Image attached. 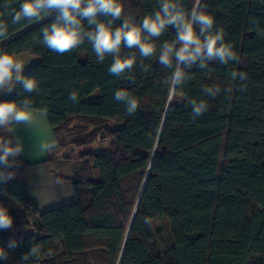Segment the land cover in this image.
Segmentation results:
<instances>
[{"label": "trees", "instance_id": "16d2710c", "mask_svg": "<svg viewBox=\"0 0 264 264\" xmlns=\"http://www.w3.org/2000/svg\"><path fill=\"white\" fill-rule=\"evenodd\" d=\"M21 2L0 0V20L8 24L0 52L37 57L23 74L37 86L29 93L17 83L0 100L27 99L46 110L61 148L98 142L109 150L81 154L79 170L60 176L73 184L76 201L40 214L27 190L31 164L21 159L4 169L15 173L0 188L14 225L0 231L8 256L0 264H264V0H199L214 17L209 32L222 30L219 43L235 53L226 62L201 54L190 63L177 64L173 55L170 65L161 64L163 45L176 39L167 25L160 36L142 34L156 45L152 56L122 41L118 55L135 62L119 74L109 71L117 54L101 58L87 35L68 52L46 46L42 29L58 12L13 24ZM163 2L120 0L113 29L125 20L140 25ZM173 2L187 12L194 0ZM177 70L183 78L172 91ZM120 91L137 99L135 112H128L127 98H116ZM21 229L32 233L17 236Z\"/></svg>", "mask_w": 264, "mask_h": 264}, {"label": "clouds", "instance_id": "9594fccd", "mask_svg": "<svg viewBox=\"0 0 264 264\" xmlns=\"http://www.w3.org/2000/svg\"><path fill=\"white\" fill-rule=\"evenodd\" d=\"M53 11L58 12L55 21L50 27L42 29L46 46L59 53L68 52L82 43L84 36L87 35L96 54L101 58L108 53L117 54L109 68L114 74L131 68L135 62L134 57L121 58L118 55L122 41L129 48L138 46L142 56H152L156 45L142 34L146 31L149 37L160 36L167 25L174 26L177 31L176 39L172 43L166 42L163 45V51L159 56V61L163 65H170L173 55L177 64L181 61L193 62L201 54L211 59L219 57L222 62L235 56L230 45L219 43L223 40L222 30L216 33L209 32L214 25V17L203 10L199 0H194L191 10L187 12L179 8L173 0H164L160 11L154 16L146 15L140 25H130L129 21L125 20L115 29L112 23L120 18L123 12L120 0H22L19 10L12 17V23L18 24L22 19L38 20L42 15H49ZM101 14L111 17V20L107 23L98 22L97 17ZM84 20H87L88 25H95L94 31H84ZM196 26L199 27V33ZM7 32L8 24L0 20V38L6 37ZM176 43L181 45L178 50L175 49ZM23 68L22 61L8 52H0V96L11 94L16 89L17 83L22 85L25 92L30 93L36 88L37 81L34 78L24 77ZM235 75L234 72L233 76ZM182 78L180 70L173 73L170 84L172 91H175L176 84L182 82ZM116 98L128 99L129 113L135 112L139 106L137 99L129 97L127 92H117ZM204 106L203 103L197 104L195 112L200 113ZM41 116L46 117L47 111L34 110L33 102L30 100H0V182L14 178V172H5L4 169L12 167L16 163L14 158L24 152V146L19 138L13 143L17 129L23 125L39 132L47 126V122H40ZM58 146V141L52 135L44 137L38 144L40 152H52ZM13 225L14 217L8 207L0 203V231L13 229ZM15 246L14 240L9 243L10 248ZM36 251L35 247L31 249V253ZM29 254H25L23 259L27 260ZM7 258L4 248L0 247V259Z\"/></svg>", "mask_w": 264, "mask_h": 264}, {"label": "crops", "instance_id": "0c3cea01", "mask_svg": "<svg viewBox=\"0 0 264 264\" xmlns=\"http://www.w3.org/2000/svg\"><path fill=\"white\" fill-rule=\"evenodd\" d=\"M2 44L0 43V46ZM25 54L27 53H23L20 56H24L22 58H29L28 63L31 65L36 59L25 57L28 55L33 56L29 53L28 55ZM14 58H18V56H14ZM34 110L40 111L38 109ZM40 122H47V126L39 130V132H35L34 128L21 125L17 129L16 136L13 138V143L16 142V138H19L24 146V152L16 156L14 158L15 161L23 159L31 164L26 170L27 190L29 197L35 201L37 213L39 214L76 201V191L73 184L68 180L62 179L60 176H72L80 168V166L73 168L70 165L73 161L62 156L61 151L64 148H61L60 145L52 152L39 151V142L48 135L54 136L59 144V139L48 117L41 116ZM9 135L12 134L9 133ZM4 184L5 182H0V188ZM31 233V229H21L17 231L16 235L26 236Z\"/></svg>", "mask_w": 264, "mask_h": 264}, {"label": "rangeland", "instance_id": "374dc122", "mask_svg": "<svg viewBox=\"0 0 264 264\" xmlns=\"http://www.w3.org/2000/svg\"><path fill=\"white\" fill-rule=\"evenodd\" d=\"M21 54H18L16 56H18V58H16L19 61H22L24 63V68L22 70V75L24 74V72L29 69L30 67L34 66L39 59L35 56H29L28 53L25 55V57H32L33 59H36L33 63H31V65L28 63V59L29 58H22L24 56H20ZM174 101L176 102H181V97L180 96H174ZM109 150V144L105 143V144H101V143H92L90 145L87 146H69L67 148H64L61 152L62 156H71L72 157V163L70 164L73 168H75L76 166H80V160L79 157L81 156V154H83L84 152L87 151H95V152H99V151H108Z\"/></svg>", "mask_w": 264, "mask_h": 264}, {"label": "water", "instance_id": "95a60500", "mask_svg": "<svg viewBox=\"0 0 264 264\" xmlns=\"http://www.w3.org/2000/svg\"><path fill=\"white\" fill-rule=\"evenodd\" d=\"M171 98H172V95H171V97H170L169 104H170V102H171ZM144 186H145V182H144V184H143V187H142L141 193H140V195H139V198H138V201H137V205H138L139 202H140L141 195H142L143 190H144ZM136 208H137V206H136ZM136 208H135L134 213H133V218H134V215H135V212H136ZM133 218H132V220H133ZM131 224H132V221H131ZM118 264H120V261L118 262Z\"/></svg>", "mask_w": 264, "mask_h": 264}, {"label": "built area", "instance_id": "2783aa9c", "mask_svg": "<svg viewBox=\"0 0 264 264\" xmlns=\"http://www.w3.org/2000/svg\"><path fill=\"white\" fill-rule=\"evenodd\" d=\"M27 210H28L30 213H33V206H32V205H28V206H27Z\"/></svg>", "mask_w": 264, "mask_h": 264}]
</instances>
